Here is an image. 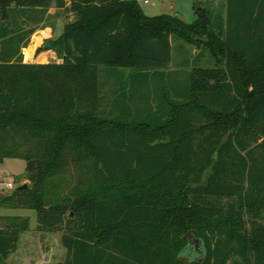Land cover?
<instances>
[{"label": "trees", "instance_id": "1", "mask_svg": "<svg viewBox=\"0 0 264 264\" xmlns=\"http://www.w3.org/2000/svg\"><path fill=\"white\" fill-rule=\"evenodd\" d=\"M53 4L67 18L51 41L63 62H24L33 30L20 20ZM197 13L187 23L139 0H0V160L25 159L34 183L0 206L25 205L39 231H62L58 264H264V0H227L222 21ZM172 34L205 44L216 66L194 67L184 89L169 82L154 113H103L101 67L130 68L115 82L132 101L135 75L156 88L166 78ZM86 156L101 188L48 203L46 180ZM28 228H0L2 261Z\"/></svg>", "mask_w": 264, "mask_h": 264}, {"label": "rangeland", "instance_id": "2", "mask_svg": "<svg viewBox=\"0 0 264 264\" xmlns=\"http://www.w3.org/2000/svg\"><path fill=\"white\" fill-rule=\"evenodd\" d=\"M139 1L144 11L149 15L178 14L187 23H193L198 19L197 10H200L197 8L198 2L204 11L212 14L214 21H222L226 17L227 0H149L148 3L144 0ZM53 6L55 5L53 4L51 7ZM57 15L49 14L48 11L41 14L30 11L27 17L21 18L20 23L23 29L25 31L33 30V33L26 38L28 39L27 46L22 48L25 58L33 60V56L36 54V63L55 62L57 58H61L56 47L53 45L51 47L45 46L47 41L57 39L58 35L47 36L43 31L49 24L55 25L56 29L60 28ZM57 25L59 26L57 27ZM171 42L172 60L162 70L166 74V78L156 80L157 89L163 96H172L173 94L169 82L178 84L179 88L184 89L185 83L190 82L191 71L194 67L210 68L216 66V60L205 44L198 46L189 43L176 34H172ZM104 69L105 66L101 67L100 79L103 84L101 95L104 99H111L114 81H111ZM129 71H131L130 68H122L121 74H127ZM152 87L156 86L152 83ZM101 110L103 113L113 112L106 108ZM26 167L27 162L22 158L0 160V198L12 194L24 183L28 185V188L33 186L34 183L30 179ZM11 181L13 187L8 186ZM100 188L101 186L94 177V160L86 156L77 162L70 163L55 177L46 180L44 186L45 199L48 203H53L65 197H75L76 192H93ZM112 192L110 190V193ZM190 199H192L191 196ZM219 202L228 205L235 203V199L220 200ZM260 214V220L264 222V210ZM10 217H14V220L11 221ZM24 222H28L29 228L22 231L16 251L10 254L6 260L0 259V264H58L66 259L68 251L62 244V231H39L37 229L36 211L25 205L19 208L0 206V228L10 226V223L20 224Z\"/></svg>", "mask_w": 264, "mask_h": 264}, {"label": "crops", "instance_id": "3", "mask_svg": "<svg viewBox=\"0 0 264 264\" xmlns=\"http://www.w3.org/2000/svg\"><path fill=\"white\" fill-rule=\"evenodd\" d=\"M49 14H58L57 15V20H58V24H60V28H55V25L53 24H49L45 27V29L43 30L45 35L47 36H52L54 34L56 35H60L63 32L64 29V25L67 21V19L65 18V14L63 13V11L59 10L56 6L50 7L48 10ZM70 17L68 20H72L74 18V16L72 14H69ZM59 25H57L58 27ZM36 54H34V59L33 60H28L27 58L24 57V62L27 63H36ZM55 62H63V58H57V61ZM109 78H111V81L113 82V89H112V98L111 99H104L103 95L102 99L100 101V109L102 108H106L108 110L114 111L115 107L120 105L123 106H144L145 104H152V113H154V111L157 108V105L159 103H163V99L161 98V94L159 93V90L156 87H152V83L150 82L149 86H141V81H143V77L141 75H135V81H137V87L135 88L134 92H135V99L134 100H130V99H124L123 97H120L122 95L123 92V88L120 84H122V81L119 82H115L116 80H121V79H127L128 73L127 74H121L117 75L114 73H110L109 75H107ZM145 97V98H144ZM148 99H147V98Z\"/></svg>", "mask_w": 264, "mask_h": 264}, {"label": "water", "instance_id": "4", "mask_svg": "<svg viewBox=\"0 0 264 264\" xmlns=\"http://www.w3.org/2000/svg\"><path fill=\"white\" fill-rule=\"evenodd\" d=\"M197 8L198 9H201L202 8V6H201V4L199 2L197 3ZM45 46L46 47H51L52 46V42L51 41H47L46 44H45ZM18 188L19 189H27L28 188V185L26 183H24V184L20 185ZM186 236L189 238V241H190L191 244H194L196 246V248L199 247V244H200V239L199 238H197L190 231L187 233Z\"/></svg>", "mask_w": 264, "mask_h": 264}, {"label": "built area", "instance_id": "5", "mask_svg": "<svg viewBox=\"0 0 264 264\" xmlns=\"http://www.w3.org/2000/svg\"><path fill=\"white\" fill-rule=\"evenodd\" d=\"M144 2L148 3L149 0H144ZM8 186H9V187H13V183H12V181H11L10 183H8Z\"/></svg>", "mask_w": 264, "mask_h": 264}, {"label": "bare ground", "instance_id": "6", "mask_svg": "<svg viewBox=\"0 0 264 264\" xmlns=\"http://www.w3.org/2000/svg\"><path fill=\"white\" fill-rule=\"evenodd\" d=\"M33 59H34V56H33Z\"/></svg>", "mask_w": 264, "mask_h": 264}]
</instances>
